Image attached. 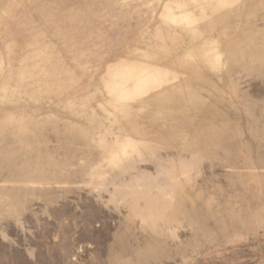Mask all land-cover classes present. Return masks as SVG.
<instances>
[{
  "label": "rangeland",
  "instance_id": "1",
  "mask_svg": "<svg viewBox=\"0 0 264 264\" xmlns=\"http://www.w3.org/2000/svg\"><path fill=\"white\" fill-rule=\"evenodd\" d=\"M0 264H264V0H0Z\"/></svg>",
  "mask_w": 264,
  "mask_h": 264
}]
</instances>
